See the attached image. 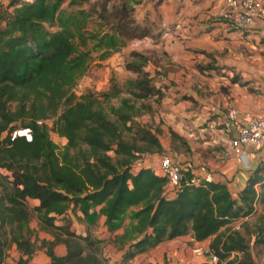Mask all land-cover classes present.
Wrapping results in <instances>:
<instances>
[{
    "label": "trees",
    "instance_id": "16d2710c",
    "mask_svg": "<svg viewBox=\"0 0 264 264\" xmlns=\"http://www.w3.org/2000/svg\"><path fill=\"white\" fill-rule=\"evenodd\" d=\"M67 1L11 0L0 22V264L14 246L19 253L15 264H31L39 230L53 236L43 238L40 247L50 264H126L165 240L186 236L202 242L212 238L208 250L218 256V264H257L246 235L226 230L255 214L258 204L264 209V160L251 170L237 197L226 182L190 183L191 171H184L175 196L166 195L167 177L135 165L144 152L163 153L161 129H139L142 145L125 140L120 129L142 108L151 111L137 101L156 97L160 103L164 97L145 70L150 58L131 53L134 60L126 68L137 76L127 83L130 97H122L118 106L111 104L122 94L117 84L100 94L75 92L94 52L105 60L128 40L149 35V29L133 16L132 0H96L88 8L83 5L90 0H69V7H77L73 10L63 7ZM95 16L99 27L89 30ZM51 131L67 140L64 147L51 139ZM171 136L181 139L173 131ZM71 213H80L78 219L88 227L104 217L109 232L119 230L129 215L119 237L129 244L122 262L102 258L101 240L72 229ZM255 230L257 242L264 243V213ZM58 244L66 245V255L55 253ZM235 251L242 257L232 258Z\"/></svg>",
    "mask_w": 264,
    "mask_h": 264
},
{
    "label": "crops",
    "instance_id": "0c3cea01",
    "mask_svg": "<svg viewBox=\"0 0 264 264\" xmlns=\"http://www.w3.org/2000/svg\"><path fill=\"white\" fill-rule=\"evenodd\" d=\"M223 4L224 0H206L199 4H193L191 0H187L185 5L180 7L179 0H165L160 6V12H163V17L167 15L164 18L165 21L169 19L168 23L173 22L180 30L186 24L190 25L191 23L189 29L186 28L185 30L189 33L187 38L190 40L189 45L193 50L205 49L211 51L222 44L225 45L229 40H233L236 44H246V39L249 41L255 40L258 43V35L264 34V21H259L252 29L231 26L216 16ZM150 8L151 6L148 5L143 9ZM168 14H172V17ZM198 20L210 24L211 31L205 32V28L201 24L203 27H199ZM141 21L144 22L145 18L141 17ZM166 36L170 39L168 45H165L164 51L160 54V57H163L164 60H161L152 68H148L151 77L157 76V79L159 78L155 85L164 92L160 104L163 109H167L164 112L159 111L162 112L168 124L167 130L161 126L166 137L165 142H163L160 134H158V137L163 148L171 141L170 131L175 132L182 140H186L189 150L187 152H181V150L176 152L174 150L176 162L189 161L190 163L184 165L185 172L191 171L192 174L197 176L211 173L213 181L226 182L234 197H237L246 185L251 170L255 169L259 162L264 160V143L257 147L248 148L242 159L237 155H233L230 159L224 160L221 157L222 148L228 144L230 135L235 134V125L230 121L227 111L230 108H236L241 119L245 112L264 115V73L257 71L253 74V82L245 81L241 84L239 82L232 83L226 77H219L216 74H213V77H208L199 72L194 66H187V62L191 58L195 60L199 57L203 58V53L194 54L190 50H181L177 53L179 43L176 38L168 33L161 36V38L164 39ZM206 41L209 42L208 45L205 43ZM258 45L263 46L259 43ZM177 62H180V64L177 65ZM149 64L151 65V61ZM185 70H187V73ZM242 75L245 79L246 73ZM248 78L251 79V77ZM197 138L202 140L203 146L206 148L209 146L210 148L204 150L208 164L200 168L197 167L199 160L194 151L195 147L200 146L197 141H194ZM209 158H212V160H209ZM147 161H149V164L144 163L142 166L153 169L159 163L156 165V159ZM248 165L251 169L247 168ZM101 219L104 220V217H101ZM75 229L78 233L86 234L84 226H76ZM222 230H224V227ZM45 238L53 239L51 235L45 236ZM191 239L194 240L192 237ZM211 239L205 241L210 243ZM171 247L172 245L164 244L163 241L157 246L137 254L126 264H177L175 251L170 252ZM11 251L16 252V247L14 246ZM38 252L39 250L34 254L30 263L50 264L51 259L45 252L43 250L41 253ZM55 253L58 256L66 255V245L58 244L55 247Z\"/></svg>",
    "mask_w": 264,
    "mask_h": 264
},
{
    "label": "rangeland",
    "instance_id": "374dc122",
    "mask_svg": "<svg viewBox=\"0 0 264 264\" xmlns=\"http://www.w3.org/2000/svg\"><path fill=\"white\" fill-rule=\"evenodd\" d=\"M68 1L63 5L65 9L68 10L77 9L76 6L69 7ZM95 1L96 0H90V2L85 3L83 6L85 8H88L90 4L94 3ZM111 1L117 3L122 2V0H111ZM164 1L165 0H132L131 1V4L134 5L135 7L133 16L135 17L136 21H138L141 27H146L149 29L150 34L147 36L153 40L152 44L134 47L133 43L136 40L142 39L147 36L130 39L120 51L113 53L110 57H108L105 60H101L99 58V52H94L93 59L90 62L89 69L86 75L82 79H80L79 84L75 87V92L78 95H81L87 91H93L96 92L97 94H100L102 92L110 90L113 84H117L119 87H121L122 94L119 97L113 98L111 104L118 106L120 104V100L122 97L125 96L130 97V93H128L127 83L130 79H134L137 76L136 73L126 68L127 62L134 60V58L131 56V53L133 51L141 52L150 58L151 65L147 64L145 66V70L148 71V68L150 69L154 65L158 64L161 60H164L163 57H160V54L162 51H164L163 49H165L166 47L165 45H168L170 38L166 36L163 39L161 38V36H164L167 33L172 34L173 37L176 38V41L179 43V45H177V53L181 50H190L194 54L196 53L204 54L203 58L199 57L197 60L191 58L187 62V66L190 67L194 66V68L199 70V72H201L204 75H207L208 77L209 76L213 77V74H216L219 77H226L231 82L233 79H236L241 84V83H245V81L253 82L254 81L253 74L257 73V71L264 73L263 72L264 71V38H262L261 35H258V41H259L258 43L263 45L262 47L258 45V43H256L255 40L249 41L246 39L245 40L246 44L243 43L236 44L233 40H229L228 42L225 43V45L222 44L223 46L220 45L216 48H213V50L211 51H207L205 49L193 50V48L189 45L190 40L187 38V36H189V33H187V30H185L186 28L189 29L191 23L190 25H187L184 22V19L182 18L186 26L182 27V29L180 30V28L178 29L177 25L173 24V22L168 23L169 19L166 20L167 21L166 22L164 18H166L167 15L163 17L164 16L163 12H160V6L161 4H163ZM186 1L187 0H179L180 7H183ZM191 1L193 4H197V3L199 4L201 2H205L206 0H191ZM10 3L11 0H3V4L0 6V22L3 16L7 13V11H9ZM148 5L151 6L150 9H143L146 8ZM168 16L172 17V14H168ZM141 17L145 18L144 22L141 21ZM98 22L99 21L96 18V16L93 17V19L90 21L88 26L89 30H97V28L99 27ZM201 22H199L198 20L199 27L204 26L205 32H209V30L211 31L212 27H210V24L206 22L204 23L203 21ZM200 24L203 26H201ZM49 28L55 29V27H49ZM205 43H207L208 45L209 42L206 41ZM178 64H180V62L179 63L177 62V65ZM182 68L184 70L183 66ZM185 72L187 73V70H185ZM243 72L246 73L245 79L244 76L242 75L244 74ZM248 77H251V79H249ZM153 79H154V83L159 81V78L157 79V76H154ZM142 102H144V104L146 105H150L151 111H146L145 109L142 108L141 112L136 114L133 121L128 122L127 126L120 124V129L123 138L130 142L136 140L138 145H142L143 142L138 139L139 129L148 128L153 132H155L157 129H161V133L159 134L162 136L163 142H165L166 137L163 133V129L161 126H163L165 130H167L166 128L168 127V124L166 122V119L162 115V112H164L167 109L162 108L161 104L158 103L156 97H151L144 101L139 100L136 102L137 106L140 107ZM160 110H162V112H159ZM110 118L115 121L117 120L114 114H110ZM177 121L179 122L178 119ZM51 123L52 122L50 121V124ZM17 133L24 134L26 133V131L20 130ZM50 137L61 148L64 147V145L67 143V140L64 137L59 136L54 131L50 132ZM231 137L232 136L230 135L229 140L231 139ZM194 141H197L200 144V146L198 145L197 147L194 148L197 159L199 160V165L197 167L199 168L204 167L205 165L208 164V160L205 159L204 150L206 149L209 150L210 148L209 146L207 148L203 146L202 140L198 138L195 139ZM174 150H176V152H180L179 150H181V152H187V150H189L187 141L186 140L184 141V139L183 140L173 139L171 136V141L163 149V153L157 154L156 152H152V153L144 152L140 156H138V158L135 161V165L137 167L142 166L144 163L148 165L149 161L147 160H154V159L157 160L155 161L157 165L159 159H161V157L164 155L170 156L176 161L174 157L175 156ZM110 154L112 156L115 155L113 151L110 152ZM221 157L224 160L230 159V157L229 158H224L223 156ZM209 160H212V158H209ZM186 163H190V162L186 161L184 163L181 162L180 164L184 166ZM29 202L31 205H34L35 203L34 200H30ZM263 213H264L263 206L258 204L256 208V213L245 219L241 223L240 228L236 229L242 231L246 235L249 243L250 252L257 264H264V243L257 242L260 240V235L256 233L255 230V225L258 220V217L260 215H263ZM78 215H80V213ZM78 215L74 216L72 213L70 215L73 220L72 229H75L76 226L77 227L80 225L84 226L85 231L90 232L93 238L101 240V242L99 243L100 256L102 258H107L110 263H121L124 252L126 251L129 244L128 242L123 244L119 239V237L124 234L126 227L130 223L129 215L125 218L122 227L115 232H109L107 230V227L103 223V221H105V218L104 220L102 219L99 220L97 225L93 227H88L86 223L78 219L77 217ZM235 224L236 223L230 224L229 229H227L226 231L234 230ZM32 226L35 229L39 227V222L37 218H34L32 220ZM37 233L38 235L36 236L34 235L33 239H35L37 246L39 248L38 250L41 253L42 250H40V247L42 244V239L45 238V236H49L51 234L41 230H39ZM164 244L172 245L170 252L175 251L176 254L175 259L177 264H203L204 262L208 261L205 255L202 254L199 255L195 251L198 248H202L203 250L209 249L210 243L208 241H203V242L194 241L191 239L190 236H186L174 240H165ZM11 250L9 252V255L5 259V264H15L16 260L19 258V253L17 251L13 252Z\"/></svg>",
    "mask_w": 264,
    "mask_h": 264
},
{
    "label": "built area",
    "instance_id": "2783aa9c",
    "mask_svg": "<svg viewBox=\"0 0 264 264\" xmlns=\"http://www.w3.org/2000/svg\"><path fill=\"white\" fill-rule=\"evenodd\" d=\"M3 4V0H0V6ZM218 19L227 22L229 25L247 29L255 27L259 21H264V0H224V4L216 13ZM264 38V34L261 35ZM150 37H144L136 40L133 45L139 47L142 45L152 44ZM230 121L235 125V134L228 141V144L222 148V156L229 158L233 155H237L241 159L247 153V149L250 147H257L264 143V115L255 114L251 112H245L242 115V119L236 108H230L228 111ZM42 123V121H39ZM26 133L29 135L28 130ZM251 169L250 166H247ZM157 173L167 177L168 182L165 188V193L169 197L176 195V192L182 185L184 180L185 166L176 162L170 156L164 155L159 160L157 167L153 168ZM213 176L211 173L197 176L193 174V177L189 181L192 184L200 185L205 182H212ZM257 208V206H256ZM240 218L233 222L235 229H239L241 223L247 219ZM208 250V249H207ZM202 248H198L195 251L199 255H205L208 262L212 264H218V256L211 253L212 258L206 255V251ZM243 252L235 251L232 253L233 257H242Z\"/></svg>",
    "mask_w": 264,
    "mask_h": 264
},
{
    "label": "water",
    "instance_id": "95a60500",
    "mask_svg": "<svg viewBox=\"0 0 264 264\" xmlns=\"http://www.w3.org/2000/svg\"><path fill=\"white\" fill-rule=\"evenodd\" d=\"M206 255L209 257V258H212L211 256V252L209 250L206 251Z\"/></svg>",
    "mask_w": 264,
    "mask_h": 264
}]
</instances>
